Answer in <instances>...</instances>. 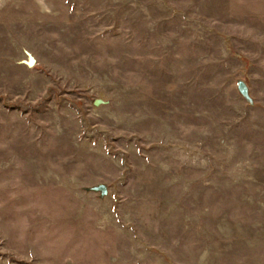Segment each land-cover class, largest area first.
I'll use <instances>...</instances> for the list:
<instances>
[{"label": "rangeland", "instance_id": "1", "mask_svg": "<svg viewBox=\"0 0 264 264\" xmlns=\"http://www.w3.org/2000/svg\"><path fill=\"white\" fill-rule=\"evenodd\" d=\"M0 264H264V0H0Z\"/></svg>", "mask_w": 264, "mask_h": 264}, {"label": "water", "instance_id": "2", "mask_svg": "<svg viewBox=\"0 0 264 264\" xmlns=\"http://www.w3.org/2000/svg\"><path fill=\"white\" fill-rule=\"evenodd\" d=\"M27 54H28V59L24 60V62L28 66H32L35 63V58L30 52H27ZM237 87H238L239 92L244 96V98L246 100H248L249 102H252V98L249 94V88H248V85L246 84V82L244 80L243 81L240 80L238 82ZM90 190L100 192L101 196H104L108 192V188H107V185L105 183H99L95 186H92L90 188Z\"/></svg>", "mask_w": 264, "mask_h": 264}]
</instances>
